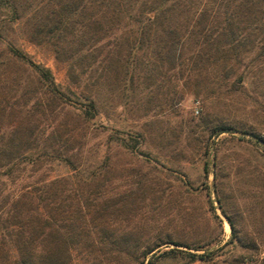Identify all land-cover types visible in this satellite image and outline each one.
<instances>
[{
  "label": "rangeland",
  "instance_id": "obj_1",
  "mask_svg": "<svg viewBox=\"0 0 264 264\" xmlns=\"http://www.w3.org/2000/svg\"><path fill=\"white\" fill-rule=\"evenodd\" d=\"M4 12L0 9L1 25ZM31 21L7 20L4 31L0 25V48L11 44L31 63L50 70L61 97L49 102L52 111L38 110L21 122L34 127L39 148L66 139L68 152L62 154L61 146L59 157L21 164L2 194L10 195V202L13 195L36 193L59 179L70 188L63 193L72 215L64 220L54 208L51 231L46 234L44 227L37 234L39 263L148 264L152 253L168 248L212 252L217 264L264 258V66H251L244 58L226 78L219 63L205 64L207 69L195 74L188 60L193 46L180 49L171 67L163 51L157 57L152 42L135 51L139 59L121 60L113 39L135 35L122 17L90 48L98 54L96 61L68 60L55 54L54 38L32 34ZM44 86L22 61L0 66L2 104L17 99V109H27L34 99L45 100ZM21 92H35V97L23 105ZM85 97L94 101L92 116L85 113ZM219 125L228 131L214 133ZM75 206L84 215L81 222L74 220ZM42 210L39 205L37 211ZM1 232L0 264H16L12 234ZM166 240L170 243L145 253ZM152 261L205 264L176 251Z\"/></svg>",
  "mask_w": 264,
  "mask_h": 264
},
{
  "label": "trees",
  "instance_id": "obj_2",
  "mask_svg": "<svg viewBox=\"0 0 264 264\" xmlns=\"http://www.w3.org/2000/svg\"><path fill=\"white\" fill-rule=\"evenodd\" d=\"M30 8L33 10L29 16ZM0 9L6 10L5 23L3 21L2 25L0 24L3 31L7 20L31 18L32 34L54 38L56 46L54 52L63 59L72 60L77 56L79 59L89 57L90 62L96 61L98 54L90 48L100 40L104 29L111 28L112 24L117 25L115 20L118 23L122 17L134 27L135 35L113 39L115 42L113 46L116 47L115 56L121 60L139 59L142 55L138 56L135 51L152 42L156 45L157 57L163 51L171 67L180 57L182 48L193 46L188 60L192 64L189 70L195 74H197L195 70L198 72L201 68L206 70L205 64L219 63L221 64L219 74L226 78L227 71L233 69L234 64L241 63L244 58H248L247 64L251 66L252 64L255 67L264 66V0H0ZM196 12L197 15L194 16ZM114 13L121 15L113 17ZM173 15L176 17L172 18ZM0 33V37H3L1 30ZM83 50L84 56L80 58L79 52ZM157 57L155 56L156 59ZM15 60L22 61L31 68L37 74L38 82H42L48 92H43L47 95L44 101L36 98L27 109H17L19 105L17 99L13 102L4 100L3 104L0 103V232L2 231L1 235L5 232L10 235L11 229L17 227L16 232L9 236L18 256L16 264H40L37 256L40 241H37V236L39 237L37 234L42 232L44 227H48L46 234L51 231L56 215L54 208L60 209V217L64 220L71 214L70 210L67 211L68 196L63 193L70 188H66L65 181L62 182L60 179L55 180L59 182L55 188L56 182L51 180L48 184H43L36 193L27 191L13 195L10 202L8 201L10 195L2 194V190L6 179L13 181L21 169V164L31 162L32 165H36L41 163L43 158L53 155L59 157L61 146H65L62 154L68 152L66 139L62 145L58 140L52 139L49 142L50 147L39 148L34 137V127L21 122L38 110L52 111L48 108L49 102L55 101L62 94L56 92L48 68L31 63L11 44H5L4 49L0 48V66ZM68 71L72 73L71 64ZM34 93L21 92L18 98L25 105V102L35 95ZM85 100L87 101L85 113L92 116L94 101L91 97H85ZM10 115L9 120V117L4 119ZM3 119L6 122H3ZM228 129L227 126L219 125L214 128V133ZM63 158L67 161L68 156ZM59 192L61 196L56 200ZM71 197L74 200L76 198L75 195ZM39 205L43 208L42 212L37 211ZM73 217L77 222L83 220L84 215L80 208L75 206ZM228 223L232 227V223ZM164 243L170 241L158 242L145 253ZM172 243L181 245L176 241ZM249 246L255 248V244L251 243ZM174 251L188 256L190 261L200 260L205 264H217L213 260L212 252H185L177 248H168L156 255L152 253L148 264H152L155 257L165 256ZM249 259L252 264L256 262L264 264V258L259 259L257 255ZM224 263L242 264L244 260L238 257Z\"/></svg>",
  "mask_w": 264,
  "mask_h": 264
}]
</instances>
